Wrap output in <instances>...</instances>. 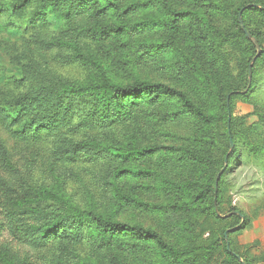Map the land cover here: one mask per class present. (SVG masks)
I'll use <instances>...</instances> for the list:
<instances>
[{
    "label": "trees",
    "instance_id": "1",
    "mask_svg": "<svg viewBox=\"0 0 264 264\" xmlns=\"http://www.w3.org/2000/svg\"><path fill=\"white\" fill-rule=\"evenodd\" d=\"M11 1L7 13L27 20L20 31V48L5 47L9 65L26 87L22 95L10 97L0 106V124L13 139L26 142L47 137L51 149L46 165L51 175L67 174L89 198L92 192L86 179L93 181L106 194L108 214L115 207H134L156 214L176 211L195 218L212 215L218 222L234 218L233 214L220 218L217 212H221L223 179L236 158L232 103L247 92L230 86L222 66L218 81L223 85V103L221 113L216 114L205 111L185 90L175 86L140 80L115 82L110 79L107 66L117 60L123 65L132 62L152 68L160 53L168 48L180 52L182 57L220 56L224 42L229 40L246 45L247 65L253 58L258 63L264 60L262 38L258 30L249 28L247 18H264V1L237 0L233 4L232 0H184L191 9L182 10L174 8L173 0ZM151 9H156V15L145 14ZM220 14H227L230 33L223 32L211 20ZM51 18L57 28L55 33L47 34ZM240 19L245 31L260 46L258 56L254 54L253 41L241 29ZM163 29L169 31L170 40L152 39L156 30ZM53 62L84 67L93 80L77 84L58 76L51 66ZM250 72L249 80L248 68L244 89L252 81V66ZM257 117L264 121L263 115ZM189 118L197 123L195 130L182 136L181 125ZM219 123L223 134L217 137L212 129ZM167 136L183 146H139V140ZM250 149L261 151L257 145ZM155 155L164 176L158 175L162 189L180 194L181 202L158 206L141 200V194L153 188L148 179L156 177L152 169L143 166ZM0 161H5L1 144ZM225 162L215 195V180ZM169 175L176 181L170 180ZM127 179L136 181L132 186L134 195L122 191L121 182ZM17 185L24 190L20 202L24 219L12 218L9 228L16 225L21 244L31 253L52 248L48 264H111L109 253L114 248L121 257L137 255L144 260L150 258L154 264H212L220 246L235 264H264L261 254L258 259H247V253L238 255L229 248L231 235L248 226V216L243 212H234L243 219L235 231L222 230L218 238L182 247L170 243L155 229L120 222L91 209L80 210L57 191L30 186L18 173L7 179L0 176V189L10 190ZM46 199H55L58 205L42 207ZM194 225L180 229L193 235ZM82 244L92 250L88 258L79 253ZM95 257L96 260L90 259ZM29 261L27 252L23 257L10 258L4 251L0 253L2 264H31Z\"/></svg>",
    "mask_w": 264,
    "mask_h": 264
},
{
    "label": "rangeland",
    "instance_id": "2",
    "mask_svg": "<svg viewBox=\"0 0 264 264\" xmlns=\"http://www.w3.org/2000/svg\"><path fill=\"white\" fill-rule=\"evenodd\" d=\"M243 1L256 2L264 0ZM232 2L235 4L237 0H232ZM12 3L11 0H0V27L4 30L0 32L1 107H3L5 100L9 101L10 97H18L26 90L21 79L9 65V57L5 51L6 46H20V31L27 22V20L13 18L7 13L6 8L11 7ZM173 6L178 10L191 9L189 2L184 0H173ZM145 14L156 15V9H151ZM30 15L31 13L28 14V16ZM211 20L217 26L220 25L223 32L230 33L227 14L213 15ZM247 22L251 30H258L261 34L264 48V18L253 15L247 18ZM56 28L55 22L51 18L47 34L55 33ZM197 28L195 26V29ZM168 33L169 31L166 29L156 30L152 35V39L155 41L170 40L167 38ZM254 46L255 54V52L257 53L255 43ZM123 55L125 56L126 53H123ZM248 58L247 47L244 43L229 40L227 43L224 42L220 56L182 57L180 52L168 48L160 53L152 68L132 62L123 65V62L118 63L117 60L110 61L107 66L109 77L115 82L126 84L140 80L175 86L185 90L205 111L216 114L221 113L223 103L220 91L223 85L218 81L220 73H223L218 70L222 66H225L224 72L230 80V86L237 88L239 92H247L246 95L235 98L232 103L231 118L234 123L236 158L232 162L229 174L223 179L220 197L221 212H217L220 218H226L233 214L234 218L229 219L227 222L215 221L212 215V217L195 218L176 211L156 214L134 207H125L121 210L115 207L114 211L108 214L106 194L102 189L94 186L93 181L86 179L92 192V198H89L67 174L57 172L55 177L51 175L46 165L51 149V143L47 137H43L38 141H20L13 139L1 124L0 144L5 152V161H0V176L7 179L11 174L18 173L30 186L45 191H57L80 210L91 209L103 216L109 215L120 222L155 229L161 232L167 241L174 245L178 243L182 247L218 238L222 230L235 231L234 229L242 222V219L235 213L243 212L248 216V226L244 230L231 235L230 243L228 240L229 248L238 255L247 253V259H258L260 254L264 256V124H262L264 121L260 122L257 117L258 114L264 116V60L258 63L250 62L247 65ZM250 65L252 66V81L244 89L247 78L246 72ZM51 66L58 76L70 79L77 84H85L93 80L92 75L89 74L86 68L76 64L60 66L53 62ZM196 124L191 118L187 119L181 125V135L189 136L193 134ZM212 131L217 137L223 134L222 123H219ZM153 145L183 146V143L169 136L162 139L139 140V146L141 147ZM253 145L261 147V151L250 149ZM155 156L143 166V168L152 169V173L156 177L148 179L153 188L147 194H141V200L158 206L181 202L183 197L180 194H172V192L162 189L158 175L164 176L157 164L158 156ZM169 176L170 180L176 181L173 175ZM135 182L129 179L122 181V191L134 195L132 186ZM141 183L144 184V181L142 180ZM23 198L24 190L20 189L18 185L10 190H4L2 187L0 189V253L4 251L7 258H10L15 255L23 257L27 252L30 256L29 263L48 264L47 262L53 252L52 248L31 253L27 247L21 244L19 230L16 225L12 229L9 228L12 218L20 217L24 219L21 215L23 208L20 205ZM49 205H58V203L55 199H46L41 203L42 207ZM196 219H198V222ZM194 223L193 235L192 232L186 233L183 229H180L192 226ZM221 249L220 246L219 250L216 251L212 264H235L223 254ZM78 250L84 258H88L90 252H92L86 244L79 246ZM109 255L113 258L109 257L111 264H154L150 258L144 260L137 255L124 254L121 257L118 251L115 252V248ZM90 259L96 260L97 257ZM240 262H242V259H240ZM0 264L2 263L0 262Z\"/></svg>",
    "mask_w": 264,
    "mask_h": 264
},
{
    "label": "water",
    "instance_id": "3",
    "mask_svg": "<svg viewBox=\"0 0 264 264\" xmlns=\"http://www.w3.org/2000/svg\"><path fill=\"white\" fill-rule=\"evenodd\" d=\"M240 15H241V14H240ZM239 21H240L241 29H242V31L244 32L246 38H247L248 40H250V41H253V42L256 44L257 56H258V55L260 54V52H261L260 46L257 44V41H256L255 39H253V38L248 34L247 31H245V29H244V27H243V25H242L241 19H240ZM255 59H256V58H253V59H252V63H254ZM250 71H251V65H250V67H249V74H248V79H249V80L251 79V72H250ZM232 149H233V145H232V142H230V150H229V152H231ZM226 166H227V164H226V162H225L224 167L220 170V172L218 173V175H217V177H216V180H215V195H216V193H217L218 182H219L220 177H221L222 173L224 172ZM214 205H216L215 200H214ZM216 212H217V211H216ZM217 214H218V213H217ZM238 215H239V214H238ZM242 221H243V219H242ZM236 229H237V228H236Z\"/></svg>",
    "mask_w": 264,
    "mask_h": 264
}]
</instances>
